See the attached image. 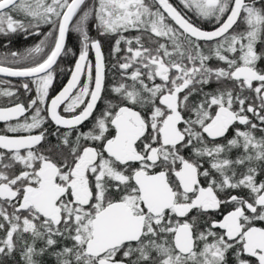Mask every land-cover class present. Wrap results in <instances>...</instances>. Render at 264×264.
Wrapping results in <instances>:
<instances>
[{"label":"snow or ice","instance_id":"obj_1","mask_svg":"<svg viewBox=\"0 0 264 264\" xmlns=\"http://www.w3.org/2000/svg\"><path fill=\"white\" fill-rule=\"evenodd\" d=\"M17 33L44 38L0 56V264H264V0H0Z\"/></svg>","mask_w":264,"mask_h":264},{"label":"flooded vegetation","instance_id":"obj_2","mask_svg":"<svg viewBox=\"0 0 264 264\" xmlns=\"http://www.w3.org/2000/svg\"><path fill=\"white\" fill-rule=\"evenodd\" d=\"M172 2L174 4H176L177 0H172ZM194 22L196 24H198L204 30H212V28L214 27V24L212 22L203 21V20H199V19H194ZM90 34L93 37L97 36L95 30L92 28L91 25H90ZM8 39L9 38L0 36V45H2V48L0 47V49H3L2 54H0V56L4 55L6 52L9 51L10 43H8ZM68 43L71 46L72 52H70L68 55H62L58 64L55 66V69H56L55 70V77L56 78H55V81L53 84V89L50 90V95H54V94L58 93L62 89V87L66 85L67 80L70 78L69 69L74 66V61H75V59L78 58V52L80 49L78 35L75 34V35H73L72 38H70V34H69ZM68 43H67V46H68ZM103 52H104L106 61L111 63L112 62V55H111V49H110V42L109 41L103 42ZM89 58L94 60V53L90 52ZM0 80L11 81V85L0 84V88H4V87H8V86H16L21 81L20 79L16 80V79H5V78H0ZM20 99L22 101L27 99L26 95H24V93H23V89H20ZM6 103H7L6 98H0V106L5 105ZM86 124H87V122H86ZM3 127H4L3 122H0V130H2Z\"/></svg>","mask_w":264,"mask_h":264},{"label":"trees","instance_id":"obj_3","mask_svg":"<svg viewBox=\"0 0 264 264\" xmlns=\"http://www.w3.org/2000/svg\"><path fill=\"white\" fill-rule=\"evenodd\" d=\"M89 3H92V0H89ZM42 32H47L48 28L46 26L41 28ZM76 33H70V38L73 37ZM44 38L43 35H28L25 33H17L11 37V42L9 46V50L17 51L20 53L26 52L27 49L34 47L36 44L40 42ZM2 48V45H0ZM68 48L71 49L70 44L68 43ZM3 49H0V54H2ZM47 51V49H45ZM42 55V54H41Z\"/></svg>","mask_w":264,"mask_h":264},{"label":"water","instance_id":"obj_4","mask_svg":"<svg viewBox=\"0 0 264 264\" xmlns=\"http://www.w3.org/2000/svg\"><path fill=\"white\" fill-rule=\"evenodd\" d=\"M69 38V37H68ZM66 43H68V39H67V42ZM61 58V57H60ZM60 58L58 59V62H59V60H60ZM58 62H57V64H58ZM55 67V66H54ZM0 78H5V79H16V80H21L22 78H14V77H2V76H0Z\"/></svg>","mask_w":264,"mask_h":264}]
</instances>
